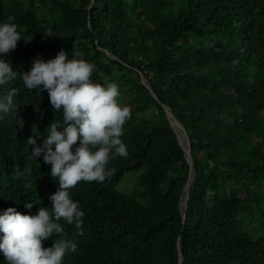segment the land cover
<instances>
[{"label": "trees", "instance_id": "1", "mask_svg": "<svg viewBox=\"0 0 264 264\" xmlns=\"http://www.w3.org/2000/svg\"><path fill=\"white\" fill-rule=\"evenodd\" d=\"M9 17L23 41L4 57L17 77L0 87L16 89L0 118V210L51 213L58 185L27 140L42 145L62 111L21 77L63 49L95 65V82H115L130 108L127 157L111 158L103 182L69 190L84 216L82 232L57 221L76 244L63 264H179V241L185 264H264V0H0V21ZM164 105L191 140L185 218L191 166ZM129 172L136 187L122 192Z\"/></svg>", "mask_w": 264, "mask_h": 264}, {"label": "clouds", "instance_id": "2", "mask_svg": "<svg viewBox=\"0 0 264 264\" xmlns=\"http://www.w3.org/2000/svg\"><path fill=\"white\" fill-rule=\"evenodd\" d=\"M95 3L87 0V7L91 9ZM19 41L23 40L12 18L0 21V87L17 77L4 57ZM94 71L93 63L79 54L70 59L61 49L46 61L35 58L30 69L22 72L24 87L38 89L39 94L46 91L54 112L62 111V122L57 119L48 126L42 145L32 137L27 140V145L33 146L31 155L50 165L49 175L58 187L49 196L51 213L45 207H39L35 214H21L14 207L0 210V255L7 264H63L65 256L76 251V244L63 238L57 221L63 219L82 232L84 216L69 190L80 181L103 182L109 175L111 158L128 155L121 137L130 108L119 102V86L95 82ZM15 95V88L0 95V118L13 109ZM24 207L31 210L33 203L26 200ZM52 237H56L52 246L44 247L43 242Z\"/></svg>", "mask_w": 264, "mask_h": 264}, {"label": "water", "instance_id": "3", "mask_svg": "<svg viewBox=\"0 0 264 264\" xmlns=\"http://www.w3.org/2000/svg\"><path fill=\"white\" fill-rule=\"evenodd\" d=\"M142 82L150 89V91L153 94V96L156 97L155 93L152 90V87H151L150 83L148 82V80L146 79V77L144 75H142ZM164 108H165V111L167 113L168 119H169L172 127L174 128V130L177 133V136L179 138V143H180V145L182 146V148L185 151L186 159H187V161L189 162V164L191 166L189 180L186 182L184 191L182 193V199H181V210H182L183 216L185 218L186 217V210H187V207H188L189 190H190L191 186L193 185L192 183H193V181L195 179V168H194V159H193L192 149H191V140H190V137H189V135L187 133L186 128L175 117V115L173 114L172 110L168 107V105H164ZM179 129L183 130L184 136L187 139V145H185L182 142L181 136L179 134ZM179 264H185L184 263V256H183V252H182V245H181L180 241H179Z\"/></svg>", "mask_w": 264, "mask_h": 264}, {"label": "rangeland", "instance_id": "4", "mask_svg": "<svg viewBox=\"0 0 264 264\" xmlns=\"http://www.w3.org/2000/svg\"><path fill=\"white\" fill-rule=\"evenodd\" d=\"M57 119L61 120L62 122V115L58 117ZM58 130H61V129H58ZM136 176L137 175L133 172L127 173L125 179L117 185V188L122 192H131L133 188L136 187V183L134 182Z\"/></svg>", "mask_w": 264, "mask_h": 264}, {"label": "bare ground", "instance_id": "5", "mask_svg": "<svg viewBox=\"0 0 264 264\" xmlns=\"http://www.w3.org/2000/svg\"><path fill=\"white\" fill-rule=\"evenodd\" d=\"M179 134H180V136H181L182 142H183L185 145H187V139H186V137L184 136V132H183L182 129H179ZM191 182H192V181H191Z\"/></svg>", "mask_w": 264, "mask_h": 264}]
</instances>
